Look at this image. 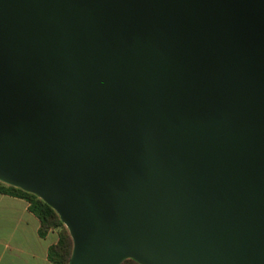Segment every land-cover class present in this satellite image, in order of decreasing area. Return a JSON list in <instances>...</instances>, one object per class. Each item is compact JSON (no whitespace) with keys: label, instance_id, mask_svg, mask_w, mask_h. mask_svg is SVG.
Here are the masks:
<instances>
[{"label":"water","instance_id":"obj_1","mask_svg":"<svg viewBox=\"0 0 264 264\" xmlns=\"http://www.w3.org/2000/svg\"><path fill=\"white\" fill-rule=\"evenodd\" d=\"M0 181L68 264H264V0H0Z\"/></svg>","mask_w":264,"mask_h":264},{"label":"crops","instance_id":"obj_2","mask_svg":"<svg viewBox=\"0 0 264 264\" xmlns=\"http://www.w3.org/2000/svg\"><path fill=\"white\" fill-rule=\"evenodd\" d=\"M19 197L0 193V264H50L49 246L54 231L39 234V219Z\"/></svg>","mask_w":264,"mask_h":264},{"label":"trees","instance_id":"obj_3","mask_svg":"<svg viewBox=\"0 0 264 264\" xmlns=\"http://www.w3.org/2000/svg\"><path fill=\"white\" fill-rule=\"evenodd\" d=\"M0 193L10 194L26 200L29 210L39 219V234L44 236L47 232L58 230L57 241L49 246L48 258L50 264H68L72 251V240L67 228L64 226L54 209L37 195L18 187L0 181ZM120 264H139L133 259H125Z\"/></svg>","mask_w":264,"mask_h":264},{"label":"rangeland","instance_id":"obj_4","mask_svg":"<svg viewBox=\"0 0 264 264\" xmlns=\"http://www.w3.org/2000/svg\"><path fill=\"white\" fill-rule=\"evenodd\" d=\"M54 232H55V234L57 235V237H58V230H53Z\"/></svg>","mask_w":264,"mask_h":264}]
</instances>
